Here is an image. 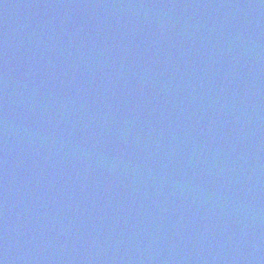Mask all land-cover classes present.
Segmentation results:
<instances>
[{
	"label": "water",
	"instance_id": "95a60500",
	"mask_svg": "<svg viewBox=\"0 0 264 264\" xmlns=\"http://www.w3.org/2000/svg\"><path fill=\"white\" fill-rule=\"evenodd\" d=\"M0 264H264V0H0Z\"/></svg>",
	"mask_w": 264,
	"mask_h": 264
}]
</instances>
